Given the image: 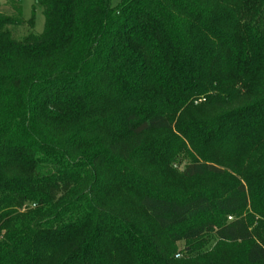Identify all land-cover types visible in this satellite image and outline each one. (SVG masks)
Masks as SVG:
<instances>
[{
	"label": "trees",
	"instance_id": "trees-1",
	"mask_svg": "<svg viewBox=\"0 0 264 264\" xmlns=\"http://www.w3.org/2000/svg\"><path fill=\"white\" fill-rule=\"evenodd\" d=\"M35 3L0 12V264H264V0Z\"/></svg>",
	"mask_w": 264,
	"mask_h": 264
},
{
	"label": "rangeland",
	"instance_id": "rangeland-1",
	"mask_svg": "<svg viewBox=\"0 0 264 264\" xmlns=\"http://www.w3.org/2000/svg\"><path fill=\"white\" fill-rule=\"evenodd\" d=\"M21 13L12 6L11 2L8 0H0V12L6 15H18L20 16V21H23V26L10 27L13 36L17 38H21L29 32L34 34H40L44 28V15L43 9L41 6L37 5L36 0H19ZM122 0H111V5L116 6ZM16 7V6H15ZM32 18V22L29 20ZM175 174H172L173 180H175L179 185H186L189 189H204L212 186L211 178L209 177H201V178H193L189 180L182 179L179 175L180 169L177 165L172 166ZM181 181V182H180ZM134 208L140 212V208L136 202L133 203ZM142 213V212H141ZM184 243H178V248H183Z\"/></svg>",
	"mask_w": 264,
	"mask_h": 264
},
{
	"label": "built area",
	"instance_id": "built-area-1",
	"mask_svg": "<svg viewBox=\"0 0 264 264\" xmlns=\"http://www.w3.org/2000/svg\"><path fill=\"white\" fill-rule=\"evenodd\" d=\"M228 219H231V217H228Z\"/></svg>",
	"mask_w": 264,
	"mask_h": 264
}]
</instances>
